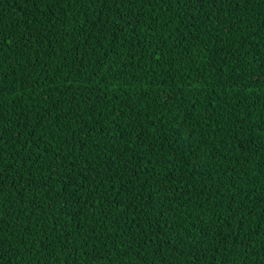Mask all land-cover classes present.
Masks as SVG:
<instances>
[{
	"label": "trees",
	"instance_id": "16d2710c",
	"mask_svg": "<svg viewBox=\"0 0 264 264\" xmlns=\"http://www.w3.org/2000/svg\"><path fill=\"white\" fill-rule=\"evenodd\" d=\"M0 47L12 264H264V0H0Z\"/></svg>",
	"mask_w": 264,
	"mask_h": 264
},
{
	"label": "snow or ice",
	"instance_id": "6c2138e0",
	"mask_svg": "<svg viewBox=\"0 0 264 264\" xmlns=\"http://www.w3.org/2000/svg\"><path fill=\"white\" fill-rule=\"evenodd\" d=\"M32 2H35V0H32ZM49 3L51 4H58L60 2V0H48ZM201 2H203V0H201ZM213 4L215 3V0H212ZM241 23H243V21H241ZM6 43V41L4 42ZM3 49L2 47H0V52H2ZM138 138V137H137ZM28 159H31V156L28 157ZM50 167V166H49ZM55 173H52V172H49V178H51L52 176H54ZM4 182V178L2 176H0V190H2V184ZM9 182L12 183V186L15 187L16 184H15V177H11L9 178ZM54 184H61V183H64V187H65V190L70 187V183H67L65 181H61L60 179H56L53 181ZM94 183V181H93ZM42 187L44 188H47L48 187V184L47 182H45ZM60 195H63V193L61 192ZM0 218H2V214H0ZM134 222V221H133ZM0 264H12V261L11 259H6L5 258V255L3 253V243H0ZM196 264H198V261L196 262Z\"/></svg>",
	"mask_w": 264,
	"mask_h": 264
}]
</instances>
